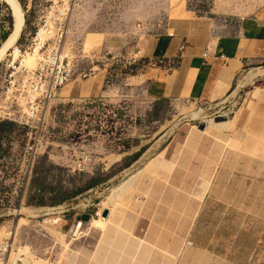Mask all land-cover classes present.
I'll return each mask as SVG.
<instances>
[{"label":"rangeland","instance_id":"obj_1","mask_svg":"<svg viewBox=\"0 0 264 264\" xmlns=\"http://www.w3.org/2000/svg\"><path fill=\"white\" fill-rule=\"evenodd\" d=\"M18 2L24 27L17 45L24 47L47 3ZM71 7L65 20L75 60L71 81L30 120L0 99V122L21 126L0 135V241L25 247L22 264H97L93 255L103 231L91 221L104 210L114 216L136 204L140 224L129 230L133 240L155 246L144 264H163L166 254L171 264H264V60L237 76L221 104L171 106L153 103L137 85L141 71L155 63L140 55L128 71L130 55L124 58L118 46L122 38L133 44L132 32L143 28L158 37L167 21L185 17H208L232 33L258 12L264 15V0H71ZM9 15L0 0V36L12 30ZM12 33L4 42L0 37V50ZM106 48L119 61H106ZM217 116L233 117L222 122L230 127L213 129L209 123ZM201 122L209 130L189 144L202 132ZM159 155L163 160H155ZM39 175L55 189L79 193L55 206L29 205L30 182ZM134 175L127 190L113 191ZM167 200L172 236L165 240L157 227L167 222ZM83 203L91 206L81 215ZM85 214L89 222L81 221ZM123 220L116 225L128 231Z\"/></svg>","mask_w":264,"mask_h":264},{"label":"crops","instance_id":"obj_2","mask_svg":"<svg viewBox=\"0 0 264 264\" xmlns=\"http://www.w3.org/2000/svg\"><path fill=\"white\" fill-rule=\"evenodd\" d=\"M222 29L220 22L204 16L177 18L167 21L165 32L158 37L150 33V28H143L132 32L133 37H137L133 44L122 38L118 46L124 58L139 52L146 61L161 58L176 60V65L171 70L163 66L147 67L137 77V85L144 87L145 97L153 103L210 107L223 102L242 71L258 66L264 60V15L260 12L254 18L239 24L235 32L228 33ZM181 47L183 50H180ZM96 78L98 77L95 76L94 79ZM198 113H193L192 117L196 118ZM232 120L233 117H230L227 121ZM209 125L213 129L230 127V124L225 123L210 122ZM208 130L205 128L202 132L192 134L189 144L197 143L200 135ZM155 160H163L162 155ZM164 209H167V222L165 217L157 228L166 240L172 236L170 200H167V207L165 204ZM108 213L109 217L100 227L91 222L103 231L93 255L94 261L97 264H144L149 259L152 260L151 250L155 246L141 240L136 243L129 231L139 227V206L133 204L129 210H121L119 215L114 213L113 216L111 211ZM121 218L124 219L122 228L128 231L119 230L116 225ZM153 230H156L155 226H151L150 238L156 241ZM163 249L172 253V248L166 247V244ZM199 254L205 262H213V256L209 253L200 251ZM170 255L166 254L163 264H171ZM76 264L86 263L79 260Z\"/></svg>","mask_w":264,"mask_h":264},{"label":"built area","instance_id":"obj_3","mask_svg":"<svg viewBox=\"0 0 264 264\" xmlns=\"http://www.w3.org/2000/svg\"><path fill=\"white\" fill-rule=\"evenodd\" d=\"M44 19L23 47L16 45L15 50L6 56L2 78L0 99L5 105L22 109L30 120L36 117L47 103L56 98L60 90L74 77V61L70 55L72 47L66 46L65 20L71 14V0H45ZM180 50H183L181 47ZM106 61H119L116 51L103 50ZM111 55L109 59L107 56ZM140 53L130 55L132 62L126 67L133 69ZM107 57V58H106ZM31 59L32 66L27 65ZM153 66H163L171 70L176 65L174 59L149 61ZM148 64V65H149ZM86 74L79 78L85 79ZM91 205L82 204L81 215ZM79 214V215H80ZM98 217V213L96 214ZM25 247H17L10 239L0 241V264H22Z\"/></svg>","mask_w":264,"mask_h":264},{"label":"trees","instance_id":"obj_4","mask_svg":"<svg viewBox=\"0 0 264 264\" xmlns=\"http://www.w3.org/2000/svg\"><path fill=\"white\" fill-rule=\"evenodd\" d=\"M10 9V8H9ZM11 14L13 16V12L10 9ZM14 20V17H11L9 15V17L7 18L8 21V28L12 27V22ZM5 32H3L1 37V40L4 42L8 35L10 33H12L13 31V27L12 30L10 32L4 30ZM20 37V36H19ZM264 66V63H263ZM21 126L17 125L15 122H12L10 120H4L2 122H0V135L4 132H10V131H14V130H20ZM20 135V134H18ZM0 140H1V136H0ZM95 182V181H92ZM98 183V182H97ZM96 183L93 184H89L85 190H87L88 188L94 186ZM30 190H31V194L29 195V199L27 204L29 205H35V206H44V205H51V206H55L58 204L63 203L64 201H66L67 199H71L73 197H75L78 192H69V191H64L61 189H55L53 187H51L50 185H47L45 182V178H43L41 175L37 176L36 178H32L31 182H30ZM81 192H83V190H81ZM46 195H50V198H48L47 201H45V196Z\"/></svg>","mask_w":264,"mask_h":264},{"label":"bare ground","instance_id":"obj_5","mask_svg":"<svg viewBox=\"0 0 264 264\" xmlns=\"http://www.w3.org/2000/svg\"><path fill=\"white\" fill-rule=\"evenodd\" d=\"M1 1L3 3H5L12 10L13 16H14V20H13V33H12L11 39L9 41V44L7 46H5L3 49L0 50V62L3 59V57H4V55H5L6 52L9 53V52L15 50V47L14 46L16 45L17 41L19 40V38H20L19 36L21 35V32H22L23 27H24V14H23V10H22L21 5L18 2V0H1ZM11 16H12V14H11ZM32 64H33L32 60L31 59H28L27 65L28 66H32ZM258 75H260V74H258ZM135 177H136V175L129 177L128 180H126L125 182H123L122 184H120L118 187H115L113 189V191L114 192H117L120 189H122V191L123 190H127L128 187H130V185L133 183V180H134ZM98 215H100V214H98ZM101 215H102V217H99V220H94L93 219L91 221V222H93V224L96 227H100L102 225V223L105 221V219H107L109 217V215L107 217H103V211H102V214ZM75 229H76L77 232L80 230L79 227H76Z\"/></svg>","mask_w":264,"mask_h":264},{"label":"water","instance_id":"obj_6","mask_svg":"<svg viewBox=\"0 0 264 264\" xmlns=\"http://www.w3.org/2000/svg\"><path fill=\"white\" fill-rule=\"evenodd\" d=\"M228 118L226 116H217L216 118H214V122L215 123H222V122H227ZM199 130L203 131L206 128V125L204 122H201L198 125ZM109 215L108 211L105 210L103 211V217H107ZM91 216L89 214H85L83 216H81V221L82 222H89Z\"/></svg>","mask_w":264,"mask_h":264}]
</instances>
